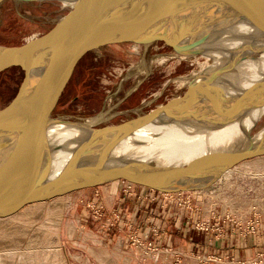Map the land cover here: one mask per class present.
I'll use <instances>...</instances> for the list:
<instances>
[{"label": "water", "instance_id": "95a60500", "mask_svg": "<svg viewBox=\"0 0 264 264\" xmlns=\"http://www.w3.org/2000/svg\"><path fill=\"white\" fill-rule=\"evenodd\" d=\"M226 19L263 29L264 0H79L46 34L20 46H0V73L23 70L15 96L0 109V208L13 198L74 193L117 181L165 194L208 190L235 164L264 153L263 137L191 165L125 160L114 164L113 151L120 142L162 118L212 128L241 120L264 106V79L240 95L225 97L215 85L217 75L211 74L201 82L194 78L182 96L145 115L87 128L63 169L50 175L47 128L59 122L50 115L85 54L110 45L147 46L160 41L176 55L205 56V44L214 29L226 30Z\"/></svg>", "mask_w": 264, "mask_h": 264}, {"label": "rangeland", "instance_id": "374dc122", "mask_svg": "<svg viewBox=\"0 0 264 264\" xmlns=\"http://www.w3.org/2000/svg\"><path fill=\"white\" fill-rule=\"evenodd\" d=\"M66 3L62 0L2 2L0 46H20L46 34L73 9L72 5ZM205 59L204 56L184 58L176 55L160 41L147 46L110 45L90 51L75 65L50 118L53 121L101 128L145 115L171 99L182 96L189 82L213 64L211 59ZM22 80L23 70L20 68L0 73V109L12 100ZM262 133L264 114L255 124L252 136ZM226 173V179L229 177V181L223 190L219 187L223 185V180L219 178L208 190L180 193H184L185 198L188 197L191 208L201 204L216 217L218 214L243 217L252 212L251 216L250 213L245 218L261 220L264 217V179H260V176H257L259 179L252 178V175L250 177V174H241L235 169H229ZM127 186L129 185L117 181L109 186L74 193H53L45 202L42 201L43 204L48 205L58 199L69 202L61 221L59 247L55 243L50 248L44 247L43 244L38 245L34 249L36 255L31 259L25 255L26 237L20 243L23 245L11 248L13 251L10 250V255L0 257V264H62L60 260L64 261L63 264H264V248L249 259L202 255L186 258L141 241L136 237L132 226L123 224L120 218L117 219L113 213L108 214L110 211L106 212L105 209L113 208L121 194L132 197L137 188L146 189L132 185V194H128L124 188ZM214 190L221 193L215 198H210L208 192ZM155 192L149 190V194L156 195ZM42 202L26 201L34 204ZM8 203L10 201L0 208V214L8 207ZM237 208L242 211L230 210ZM114 214L121 217L117 212ZM45 222V216H42L37 225ZM68 224L74 227L71 236L67 231ZM227 226L231 225L221 224L219 229L225 233ZM204 227L210 229L211 226ZM55 255L57 257H54Z\"/></svg>", "mask_w": 264, "mask_h": 264}, {"label": "bare ground", "instance_id": "6f19581e", "mask_svg": "<svg viewBox=\"0 0 264 264\" xmlns=\"http://www.w3.org/2000/svg\"><path fill=\"white\" fill-rule=\"evenodd\" d=\"M64 1L72 6H76L79 2V0ZM226 22V30L220 33L217 32L220 30L214 29V34H211L212 37L210 36L209 41L205 44L208 54H205L204 57L211 59L213 64L206 67L207 69L205 68L202 76L198 75L195 78L201 82V78L216 74L217 79L214 78L216 87L224 93L225 97H234L264 79V28L261 29L260 26L256 28L250 22L246 24V22L232 19H226L224 23ZM263 114L264 106L241 120L212 128L197 122L169 123L168 120L162 118L158 122L138 129L120 142L113 151V158L116 159L114 164L123 163L120 160H125L124 162L140 161L153 166L176 167L210 159L213 156L244 147L250 142L261 140L264 133L252 136V130ZM89 127L91 126L87 124L69 122L49 124L47 139L51 151V177L63 169L70 159L73 149L88 134V131L85 130ZM230 169H235L244 175L250 174L252 178L259 179L257 176H260L262 177L260 179H264V153L248 157ZM228 171L229 169L226 172ZM226 172L220 177L223 180V185L219 186L222 187V190L226 188L225 184H228L229 181V177L226 179ZM124 184L133 185L127 182ZM219 190L208 192L209 197L215 198L221 193ZM52 194L41 193L10 200L8 207L0 214V257L9 254L10 250L13 251L11 248L14 246L23 245L20 243L26 237L25 255L31 259L36 255L34 249L38 245L43 244L44 247L50 248L55 243L58 246L61 221L69 202L65 199H58L48 205L43 204L46 198ZM39 200L43 202L26 203V201L38 202ZM230 210L242 211L240 208ZM42 216H45L46 222L38 226ZM73 230L72 224H68L67 231L70 236ZM51 256L49 255V257ZM60 261L63 264L64 261Z\"/></svg>", "mask_w": 264, "mask_h": 264}, {"label": "crops", "instance_id": "0c3cea01", "mask_svg": "<svg viewBox=\"0 0 264 264\" xmlns=\"http://www.w3.org/2000/svg\"><path fill=\"white\" fill-rule=\"evenodd\" d=\"M143 194L141 188H137L132 197L121 194L113 208L105 209L110 211L108 214L113 213L117 219L120 218L123 224L132 226L136 237L154 248L186 258L196 255L230 256L239 260L249 259L264 248V217L259 220L254 234L241 235L232 226H227L225 234L218 238L216 215L201 204L193 208L180 207L160 195L154 201L139 198ZM206 225L212 228L204 227Z\"/></svg>", "mask_w": 264, "mask_h": 264}, {"label": "built area", "instance_id": "2783aa9c", "mask_svg": "<svg viewBox=\"0 0 264 264\" xmlns=\"http://www.w3.org/2000/svg\"><path fill=\"white\" fill-rule=\"evenodd\" d=\"M124 188L126 189L125 192H127L128 194H132V193H130V189L132 187L127 186ZM149 190L150 189H147V188L144 189L143 190L144 194L139 196V198L143 197V198H148L151 201H154L157 198V195L159 194L162 197H166L167 200H171V202L176 203L179 206H185L186 208H190V200L188 199V197H186V198L184 197V193H178V194L177 193H174V194L161 193L160 194V193L155 192L156 195H151V194H149ZM250 213L249 214L251 216L252 212H250ZM249 214L243 215V217H241V216L237 217V216H233L231 214H228L226 216H223V214H218V217H216L217 224L215 227L216 232H217L216 237L221 238L225 234V233H223V231H221L219 229L220 225L225 224V223L230 224L236 231H239V233L241 235L254 234L256 227L260 224V221L257 219H249V218L246 219L245 217H247ZM229 217H231V218H229ZM253 217H254V215H253ZM243 218H245V219H243ZM239 220H242V221L239 222ZM263 255H264V253H263Z\"/></svg>", "mask_w": 264, "mask_h": 264}]
</instances>
